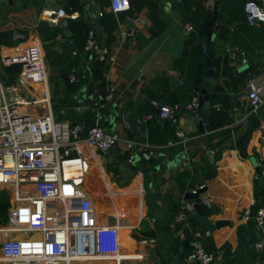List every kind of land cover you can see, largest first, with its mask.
Returning <instances> with one entry per match:
<instances>
[{"label": "crops", "instance_id": "obj_1", "mask_svg": "<svg viewBox=\"0 0 264 264\" xmlns=\"http://www.w3.org/2000/svg\"><path fill=\"white\" fill-rule=\"evenodd\" d=\"M39 1L38 5L36 0H0V32L17 31L25 37V34H28L26 42L18 47L19 50L40 40L37 31L38 23L44 21L51 25L49 11H56L59 7L68 5V0ZM102 1L83 0L86 7L85 16L93 27L91 32L95 33L100 49L107 51L105 77L108 81V94L110 89H113L112 98L105 103L100 102L102 95L91 76L93 62L99 59V53L97 51L88 53L84 56V64L75 69L71 76V79L74 78L75 81H78L79 89L68 97V101L60 113L61 119L57 120L69 122L72 125H83L82 136H85L86 131L91 127L100 125L109 133L117 134L120 137V142L113 150L107 152L86 148L90 173L85 185V189L93 199L87 182L96 184V195L101 196L102 202L109 203L108 205L101 203L98 206V202H96L95 207L100 216L103 212L107 215L115 214L120 219L124 216L125 227L121 229V232H126L130 241L125 240L123 235L120 237L121 255L118 260H125L122 264H190L184 247L186 230L192 237V232L202 229L203 226H191L192 229L188 230L185 225L176 222L175 218L178 212H175V206L180 204L181 209L183 200L176 177L184 170L192 169V165L199 162L203 155L210 162L212 159L214 161L218 151V149L207 147L205 140L210 131L201 133L202 118L198 121L188 109V104L196 98L199 99L200 95H196L186 105L172 107L176 109L175 117L178 130L185 133L190 139L186 145L180 143L183 147L180 153L172 154L170 152L176 143L168 138L165 144H153L151 134L161 136L165 134L164 128L167 120L160 117V110L154 105V102L171 107L167 102L168 99L176 98L177 91L184 82V75L174 67V64L182 58L185 43L196 30L192 23L186 22L187 12L183 0H158L160 17L168 25L162 34L152 36L153 22L149 17V10L146 8L133 17L126 16L119 20L118 29L113 34L115 41L109 43L108 34L100 24V14L103 10L105 13H111V11L110 7L101 6ZM229 1H225L213 26L215 58L221 57L222 60L227 58L229 61L228 76L219 78L214 58L215 92L219 85H223L226 94L232 100L229 114L234 121L229 126L223 127V130L230 129L235 138L234 129L237 126H243L245 129L249 123L252 127V134L246 145L247 157H243L239 150L231 147L233 141L229 140L225 143L229 146L224 148L221 159L216 163V176L200 185H205L207 189L205 194L212 203L210 209H205V217L212 223L228 222L211 233V238L217 248L214 254L216 263L264 264V227H259L255 220H246L243 216L244 211L250 208L252 201L257 202V208L263 207L260 204L257 183L258 181L261 183L258 178L259 164H264V104L257 112L251 113L248 93L250 82H255L263 88L262 97L264 99V25L250 27L241 21L242 0L233 3H229ZM261 1L262 4H259L264 8V0ZM188 2L193 11H197L203 5L206 20L207 0H188ZM52 4H55L56 8H52ZM79 16V12L73 13L71 19L76 20ZM219 25L227 29L223 38L219 37L220 32L216 30ZM189 26L193 29L189 30ZM201 41L204 48L206 47L208 50L207 36L205 39L199 40V42ZM64 43L65 40L59 39L55 48L57 53L63 52ZM41 44L48 66L50 84V67L46 59L44 45L42 42ZM70 44L73 45V42L71 41ZM13 49L14 47H2L0 65H2V55L12 54ZM73 55L76 56L77 52ZM221 69L222 71L226 69L225 64L221 66ZM249 70L252 71L250 72L252 78L246 87L238 92H233L234 85L230 78H235ZM179 75L182 76L181 86L172 90L170 82L172 78ZM1 82L3 81L1 80ZM149 89H152V92H149ZM215 92H212L209 97ZM34 93L36 94V91ZM38 95L40 96V94ZM52 97L50 85L51 102ZM59 97H66L63 88L60 90ZM183 106L185 107L184 111L181 109ZM221 107L223 108V106L217 105L215 109ZM38 110L41 111L42 108L38 107ZM252 114L261 123L257 129L253 128L250 121ZM128 118L137 120L139 125L137 130L132 129L131 121ZM129 140L135 141L140 149L150 148L155 153L151 162L135 164L145 165L148 172L146 176L140 171L127 174L121 172L118 167L119 163L128 162L126 145ZM219 141L221 139L217 138L214 143ZM92 175L95 176V179L91 177ZM116 175H124L126 178V183L123 186L120 187ZM114 191L117 192V195L112 198L115 201V206H112L108 195ZM122 193L136 198L122 202L123 209H120L118 197ZM136 201L138 204H133ZM189 203H193V201H189ZM140 206L145 211L139 225ZM207 211L208 214H206ZM145 221H148L155 238L148 239L143 235L146 228ZM132 230L138 232L136 237L141 239L140 249L144 252L143 254H138V244L131 238ZM258 243L263 244L262 249L256 248ZM110 264H119V262H110Z\"/></svg>", "mask_w": 264, "mask_h": 264}, {"label": "built area", "instance_id": "obj_2", "mask_svg": "<svg viewBox=\"0 0 264 264\" xmlns=\"http://www.w3.org/2000/svg\"><path fill=\"white\" fill-rule=\"evenodd\" d=\"M131 7V0H110V11L118 14ZM246 22L255 27L264 25V8L256 1L245 4ZM49 22L61 26L67 16L64 7L49 11ZM101 15V14H100ZM189 30L193 27L189 26ZM16 43L26 40L15 32ZM22 45V44H21ZM16 53L2 55L3 67L21 65L16 84L6 85L0 80V190L10 194L11 207L8 222L0 226V258L7 264H82L83 262H119L121 252V229L125 227L124 216L108 214L105 220L98 214L92 197L85 189L90 173L86 148L107 152L119 142L117 134L109 133L96 125L86 131L83 125L55 119L50 98L48 66L40 40L18 49ZM97 51L101 61L107 60V51L100 49L95 33L90 32L84 53ZM76 54V52H74ZM234 57V56H233ZM113 60V59H112ZM75 81L74 78L71 79ZM38 87V88H37ZM36 91V94L34 93ZM40 91V93H38ZM109 94L100 97L105 103ZM40 94V96L38 95ZM263 88L250 82L248 100L251 113L264 104ZM160 117L176 123L175 108L154 102ZM35 107V111H30ZM38 107L42 110H38ZM188 109L199 121V99L188 104ZM179 143L190 140L182 131H177ZM128 162H151L153 150L140 149L138 144L127 141ZM258 178L264 184V164H259ZM205 185H198L191 194L198 195L200 204L210 209L212 203L205 193L198 194ZM115 206L112 195H108ZM182 206L176 222L191 230L190 219L195 208L182 197ZM257 202L252 201L244 211L246 220H255L264 227V206L253 215ZM126 215V214H124ZM208 229L192 232L188 256L190 264H217L215 255L206 249L205 240L211 237ZM257 249L263 244L258 243Z\"/></svg>", "mask_w": 264, "mask_h": 264}, {"label": "trees", "instance_id": "obj_3", "mask_svg": "<svg viewBox=\"0 0 264 264\" xmlns=\"http://www.w3.org/2000/svg\"><path fill=\"white\" fill-rule=\"evenodd\" d=\"M183 1L185 11L187 12L186 22L192 23L196 31L185 43V49L182 58H180L174 64V67L184 75V82L183 85L178 89L176 98L168 99L167 102L171 107H180L182 105H186L187 102L192 101V99L196 95H198L197 88H199L203 82V67L207 50L206 47L204 48V44H202V41L199 42V40L205 39L207 36L206 30L204 28L205 7L202 5L198 8L197 11H193L189 6L188 0ZM236 1L238 0H230L229 3H233ZM249 1L256 0H242L243 15L241 16V21L245 23L247 22L244 7L245 4ZM36 2L39 5L40 1L36 0ZM67 3L73 13H80V16L76 20L68 19L67 27H64L63 23L59 27H53L49 23L44 21L39 22L37 27L38 36L44 45L46 59L50 67V85L53 94V114L56 120L61 119L60 113L62 112V107L67 103L68 97L71 94L77 92L79 89L78 81L72 82L71 76L73 75L75 69L84 64V56L86 55L84 53V46L88 40L90 32L93 31L91 23L85 16L86 7L83 0H68ZM101 6L109 8L110 0H103ZM146 8L149 10V17L153 22V27L151 29L152 36H159L160 34H162L167 29L168 25L160 17L158 0H131V7L127 11L119 12L118 14H114L113 12L105 13L104 10L102 11L100 24L108 34V42L112 43L115 41V37L113 34L118 29L119 20H122L126 16L133 17ZM219 26L216 27V30H219L220 32L219 37L223 38L224 33L227 32V29H225V27L221 25ZM66 30L72 32V38L69 39L65 36ZM14 33L15 31L0 32V51L2 47H16L17 45L26 42V40H23L16 43L13 39ZM25 35V38H27L28 34L26 33ZM61 38L65 40V43L63 44V52L57 53L55 48L59 39ZM71 41L73 42V45L70 44ZM74 52H77L76 56L73 55ZM14 53H16V51ZM224 64L226 66V69L222 71L221 66ZM228 64L229 61L227 58L224 60H222L221 57L215 58V66L218 70L219 78L228 76ZM0 70V80H2L6 85H13L16 84V81L19 77V74L21 72V65H12L10 67H3L2 65H0ZM106 70V61H101L100 59L94 60L91 68V76L93 78V81L98 85L100 95L104 97L108 95V81L105 77ZM250 72L252 71L249 70L247 72H244L243 74L238 75L235 78H230L232 84L234 85V88L232 90L233 92H238L246 87L247 83L252 78ZM62 88L64 89L66 95L65 98L59 97L60 90ZM149 92H152V89H149ZM209 103L211 129L205 141L208 148L216 150L218 149L214 159L215 162H210L203 155L199 162L192 165V169H186L183 172L179 173L176 177V182L179 185V190L182 195L188 194L189 191L193 190L196 186L203 184L205 181L210 180L216 176V163L221 159L224 148L226 146H229L225 145V143L229 140L233 141L231 147L239 150L243 157H247L246 145L252 134V127L249 123L245 129L243 126H237L234 129V132L236 134L235 138L232 135L233 133L230 129L223 130V127L229 126L234 121V119L231 118L229 114V111L232 108V100L230 96L226 94L225 87L223 85L218 86L217 91L209 98ZM217 105L223 106V108L221 107L220 109H215V106ZM164 129L165 134H163V136L155 135L154 133L151 134V142L153 144H165L166 139L168 138L173 143H176V145L170 149V152L172 154L180 153L183 150V147L179 143V139L177 137L178 124L174 123L173 121H167ZM217 138H220L221 141L215 144L214 141ZM147 150L152 149L148 148ZM257 191L260 198V204L264 206V184L259 183V181L257 183ZM128 195L129 194L126 193H122L119 195L118 207H120V209H123L122 202L136 198L129 197ZM133 204H138V202L136 201ZM10 207L11 202L9 192L7 190H0V226L5 225L8 222V213ZM258 208H254L253 215L256 214ZM179 210L180 204L175 206V212L177 213L179 212ZM144 211L145 210L140 206L139 225L141 222V218L144 216ZM208 213L209 212L207 211L206 214ZM189 222L193 227L200 226L195 218H191ZM144 225H146V228L143 231V235L148 239L155 238V234L153 233V231H151L148 221H145ZM136 233H138L136 230H132L131 238L138 244V254H143L144 252H142V250L140 249L141 239L139 237H136ZM191 238L192 237L190 233L186 230V238L184 241L185 253L187 255L186 257H188L192 252V248L190 246ZM205 245L206 249L209 252L213 254L216 253L217 248L215 247L214 241L211 237L206 238Z\"/></svg>", "mask_w": 264, "mask_h": 264}, {"label": "water", "instance_id": "obj_4", "mask_svg": "<svg viewBox=\"0 0 264 264\" xmlns=\"http://www.w3.org/2000/svg\"><path fill=\"white\" fill-rule=\"evenodd\" d=\"M226 0H207L206 2V20L204 22V28L206 30L207 34V41L209 48L206 52V56L204 59V67H203V82L201 87L197 88V92L200 95L199 96V104L200 108L202 110V122L200 123V132L205 133L210 131V119H209V96L212 92H215V78H216V71H215V66H214V58L216 56V47L213 42V26L214 22L217 20L218 15L220 14V11L223 9L225 5ZM177 2V1H176ZM258 3L262 4L261 0H257ZM64 10L67 14V16L73 15V12L71 8L66 5L64 7ZM64 27H67L68 25V19H65L63 21ZM65 36L67 38H72L73 34L71 31L67 30L65 33ZM181 75L178 77L172 78L170 85L172 90H176L181 86ZM183 111L185 110V107L183 106L181 108ZM129 121H131L132 124V129L137 130L139 128V125L137 123V120L128 118ZM250 121L252 123V126L254 129H257L260 126V121L255 117V115L250 116ZM142 140H144L143 137H141ZM110 150H113L110 149ZM109 150V151H110ZM212 162L213 159H212ZM119 169L121 172L124 173H136L138 171L142 172L144 176L148 174L146 171L145 165L140 164V165H135L129 162H121L118 164ZM116 179L121 186H123L126 183V178L124 175H116ZM207 191L206 188L202 189L199 191L198 194L205 193ZM185 200L193 201L194 208H195V213H194V218L198 221L200 225H202L205 229L210 230L211 232H214L217 228H220L223 225L228 224V222L220 221V222H215L212 223L210 222L206 217H205V208L200 204V198L198 195H194L191 193L185 194L184 195Z\"/></svg>", "mask_w": 264, "mask_h": 264}, {"label": "bare ground", "instance_id": "obj_5", "mask_svg": "<svg viewBox=\"0 0 264 264\" xmlns=\"http://www.w3.org/2000/svg\"><path fill=\"white\" fill-rule=\"evenodd\" d=\"M87 187H88L89 192L92 194L93 199H94V201H95V205H96L97 199H98V198H101V196L96 195V190H95L96 184H94V183L91 184L90 182H87ZM111 195H112V198H114V197L117 195V192L114 191ZM101 199H102V198H101ZM122 235H123V238H124L125 240L130 241V239L128 238L126 232H121V233H120V237H122ZM126 249H127V248H126ZM127 251H128V250H127ZM120 255H121V253H120ZM82 264H100V263H96V262L85 263V262H83Z\"/></svg>", "mask_w": 264, "mask_h": 264}, {"label": "rangeland", "instance_id": "obj_6", "mask_svg": "<svg viewBox=\"0 0 264 264\" xmlns=\"http://www.w3.org/2000/svg\"><path fill=\"white\" fill-rule=\"evenodd\" d=\"M52 8H56V5L55 4H52ZM29 110L30 111H35L36 110V108L35 107H30L29 108ZM93 179H95V176L94 175H92L91 176ZM97 202H98V206L102 203L103 205H108L109 203H107L106 201H103L102 202V199L101 198H98L97 199ZM98 212V211H97ZM129 213V212H128ZM102 215H101V217H102V219L103 220H105V217L107 216V213H105V212H103V213H101ZM1 257V256H0ZM110 262H112V261H110ZM110 262L108 263V264H110ZM100 264H105V262H99ZM106 263V264H107ZM0 264H7L4 260H2L1 258H0Z\"/></svg>", "mask_w": 264, "mask_h": 264}]
</instances>
